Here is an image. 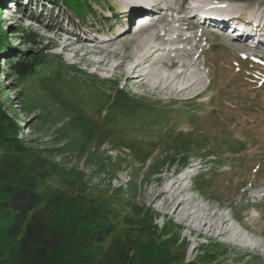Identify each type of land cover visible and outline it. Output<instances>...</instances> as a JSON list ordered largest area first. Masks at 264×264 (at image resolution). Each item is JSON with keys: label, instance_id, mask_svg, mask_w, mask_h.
Masks as SVG:
<instances>
[{"label": "rangeland", "instance_id": "1", "mask_svg": "<svg viewBox=\"0 0 264 264\" xmlns=\"http://www.w3.org/2000/svg\"><path fill=\"white\" fill-rule=\"evenodd\" d=\"M147 1L155 7L150 14L159 15L158 5L167 2L172 13L138 33L132 26L147 7L125 8L123 0H85L90 15L72 16L55 0H12L0 11L7 39L0 55V98L17 117L20 138L57 166L41 189L43 202L88 188L104 199L106 213L114 212L118 236L130 225L127 218L143 214L156 228H147V236L181 243L187 262L211 256L227 264H264V47L247 49L242 40L208 26L207 17L189 18L192 0ZM205 1L217 7L213 11L240 8L222 19L225 24L253 26L245 27L252 37L264 32V21L255 23L264 19V0ZM170 21L178 23L175 36L193 40L175 41L173 50L147 58L143 69L150 77L134 81L129 72L133 58L141 56V41ZM27 36L36 43L27 45ZM68 43L75 45L64 50ZM181 44L184 49L177 51ZM32 57L40 59L33 75L12 73V63ZM174 57L196 62L203 78L197 91L175 97L152 86ZM122 62L125 67H117ZM187 167L190 183L182 185L188 190L180 197L187 200L172 216V209L153 205V198L170 184L168 177ZM202 207L221 209L231 220L223 230L232 224L233 234L202 231L196 215L184 222ZM213 223L217 228L220 221ZM239 232L252 239L236 237Z\"/></svg>", "mask_w": 264, "mask_h": 264}, {"label": "trees", "instance_id": "2", "mask_svg": "<svg viewBox=\"0 0 264 264\" xmlns=\"http://www.w3.org/2000/svg\"><path fill=\"white\" fill-rule=\"evenodd\" d=\"M11 1L0 0V11ZM55 2L72 16L92 13L85 0ZM5 35L0 27V55L7 44ZM27 39V45L36 43ZM39 61L32 57L9 68L27 78ZM21 130L0 98V264H227L211 256L187 262V248L181 243L147 236V228L153 226L143 214L127 218L130 225L118 236L114 212L106 213L104 199L88 188L61 192L43 202L41 189L57 166L32 148V142L20 138Z\"/></svg>", "mask_w": 264, "mask_h": 264}, {"label": "bare ground", "instance_id": "3", "mask_svg": "<svg viewBox=\"0 0 264 264\" xmlns=\"http://www.w3.org/2000/svg\"><path fill=\"white\" fill-rule=\"evenodd\" d=\"M123 1H125V8L129 7V9L130 8H136V9H140V11H141L142 6H146L148 10H152L155 8V7H153V4L147 0H143L141 2L139 1L140 3L139 2L137 3V1L134 2V0H123ZM187 1H189V0H184V3H186ZM184 3L182 5V7L184 6ZM198 3H199V1L194 0V6L190 9V14L193 16L209 15L207 17V19L208 20L210 19V20L208 22L206 21L207 22L206 24L208 26H218V27L222 28V26L229 25V24H225V21H223L222 19H224V20L225 19H231L232 16H229L230 12L235 14V13L240 11V8L232 7L230 12H228L227 10L226 11L225 10H217V11H211V13L209 12V14L208 13L195 14L196 9H198V10L201 9V8H199ZM166 5L168 8H172L171 2H167ZM195 6H197V7H195ZM146 14L150 15V16H148L149 18L144 17L140 21H143L145 19H150V24L155 22L156 16L148 13L147 10H145L144 12H141V14H139V15L140 16H146ZM163 14L166 16V15H168V12H165ZM161 15H162V13H160L158 20H160L162 18ZM203 17L204 16H200V18H203ZM166 18H169V17H166ZM235 18L236 17H234L232 19V21L238 22L239 20H236ZM263 21H264V19L259 18V19H256L255 23H257V22L261 23ZM214 23H217V24H214ZM173 26L174 25L171 24V22H168V23H166V25L164 27L165 32L160 33L159 31H157L152 38L153 41H151L152 39H149V40L146 39L144 41H141V43H140L141 50H139V52L141 53V56L139 58H136V57L133 58V59H137V62H136V65H134L130 69V72H129L130 76H133L132 78L134 81H141L143 83L146 75H148L150 77V72H147L146 69L143 70V71H145L144 75H139L138 77L137 76L135 77V72L138 69H142L145 67V63L148 62L147 60L149 59V57L151 58L152 56H154V55L156 56L159 53L164 52V51L173 50L170 48V46L173 44V47H174V43H176L175 41L185 39L181 33L178 36H175L176 31L174 29L175 27H173ZM190 27L192 30H194L196 28L195 26H190ZM252 27L253 26H250L249 28L251 29ZM234 28L237 29V31H239L241 33H245L244 30L247 31V29L244 28V26L242 28H238V27L234 26ZM178 30H180V29H177V31ZM187 30H189V29H187ZM250 34H252V33H250ZM191 38H193V37L191 36ZM190 40H192V39L187 38V39H185V42L186 41L190 42ZM105 41H106V39H105ZM114 42L110 41L109 44H114ZM179 43H182V42H179ZM74 45H75L74 43H68L64 47V50H68L71 47H73ZM162 45L163 46L167 45V47H162ZM250 46H252V45H248V46H246V48H248ZM183 49H184L183 47L182 48L180 47L179 49H177V51L178 50L181 51ZM193 49H196V48L194 47ZM133 59L131 61H133ZM175 59H179L181 61H186V62L188 61V59H186V58H179L178 57ZM100 63L103 64V61ZM195 65H196V62L195 63H189V65H187L186 63L185 64L183 63L180 65V68H182L183 70L181 72L173 73L174 70L179 65H178V63L172 61L169 65H164L163 66L164 69L162 70V72L158 76H155V78L153 80H152V78H150L152 80L151 81L152 86H153V84H155V86H153L154 88H156V89L162 88L163 91H167V92H169L170 95L175 96V97H180V96H184L185 94L195 92V90L203 83V78H200L197 75L198 70H194V71L190 72V70L192 68H195ZM117 67H120V68L125 67V62L120 63ZM202 93L203 92L201 91L199 93L194 94L193 96H191L189 98V100L198 99ZM190 166H192V165H190ZM189 170H190V167H187L186 169H182L180 172L178 171L174 175H171L170 177H168L167 182L168 183L170 182V184H168L167 187L163 188L162 191L160 190V192L153 198L152 204L153 205L163 204L165 209H167V210L172 209L171 210L172 216H175V215H178L179 213H181V209L187 200V199L185 200L184 198L180 199V197L185 195V193L187 192L186 188H181V187L184 183L183 177H184L185 173ZM178 176H180V177L178 178ZM197 210L198 211L201 210V211L188 214L185 217L184 222H191V219L193 217H195V215H196L198 218H196L194 221L198 220V222H199V226H196L197 228L201 227L202 231L205 228H208L209 233L217 232L218 236L227 235V234H229V232L232 233L233 227L236 228V226H232V224H231L230 227H232V229L228 227L227 231L223 230L230 223L231 220L226 218L225 214L220 213L222 211L221 209H218V210L213 211V212L209 208L208 209H204V208L199 209L198 208L195 211H197ZM217 214H219L218 217H216ZM215 219L220 221V224L217 228L215 227V224L213 223V221ZM192 223H194V222H192ZM239 233L241 235L237 234L236 237L241 236L240 238H243V239H247V238L252 239V236H249L248 234L244 235L242 232H239Z\"/></svg>", "mask_w": 264, "mask_h": 264}]
</instances>
